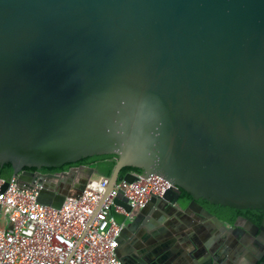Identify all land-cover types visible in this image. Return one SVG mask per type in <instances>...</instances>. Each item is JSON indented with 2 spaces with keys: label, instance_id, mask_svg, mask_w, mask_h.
<instances>
[{
  "label": "water",
  "instance_id": "water-1",
  "mask_svg": "<svg viewBox=\"0 0 264 264\" xmlns=\"http://www.w3.org/2000/svg\"><path fill=\"white\" fill-rule=\"evenodd\" d=\"M104 154L116 162L97 209L123 167L170 183L132 220L115 211L127 198H114L122 264L169 229L182 246L163 264H264L229 253L243 219L201 203L264 208V0H0V165L59 207L97 168H25ZM154 204L182 221L147 217Z\"/></svg>",
  "mask_w": 264,
  "mask_h": 264
},
{
  "label": "built area",
  "instance_id": "built-area-1",
  "mask_svg": "<svg viewBox=\"0 0 264 264\" xmlns=\"http://www.w3.org/2000/svg\"><path fill=\"white\" fill-rule=\"evenodd\" d=\"M133 174L132 181L118 180L98 209L110 181L105 175L92 176L59 207L38 201V191L21 188L16 176L0 177V264H122L117 248L125 221L170 187L154 173ZM119 192L130 206L115 204L123 223L111 215Z\"/></svg>",
  "mask_w": 264,
  "mask_h": 264
},
{
  "label": "flooded vegetation",
  "instance_id": "flooded-vegetation-1",
  "mask_svg": "<svg viewBox=\"0 0 264 264\" xmlns=\"http://www.w3.org/2000/svg\"><path fill=\"white\" fill-rule=\"evenodd\" d=\"M33 171L41 173L61 172L47 171L44 170L43 167ZM201 203L211 212L215 209L227 217H233L232 221H227L229 223H234L237 220L240 221V219H243V225L247 226L248 230L245 233L233 234L228 237L227 244L233 254L235 253V255L246 261L258 259L259 256L264 254V208L237 209L228 206L214 207L212 206L213 204H209L205 201H201Z\"/></svg>",
  "mask_w": 264,
  "mask_h": 264
},
{
  "label": "trees",
  "instance_id": "trees-1",
  "mask_svg": "<svg viewBox=\"0 0 264 264\" xmlns=\"http://www.w3.org/2000/svg\"><path fill=\"white\" fill-rule=\"evenodd\" d=\"M115 162H116V156H114V155H109V154L93 155V156L81 158L80 160H78L76 162L65 163V164L58 166V167H43V169L47 170V171L49 170L51 172H53V171L57 172V171H67L72 167H76V166H80V165H87V166L97 168V170L102 175L109 176ZM25 169L36 170L35 168H25ZM141 171H142L141 169L135 168V167H130V166L123 167V168H121V170L119 172L118 180L123 179L124 176L128 172H134V173L140 174ZM12 173H13V167H12L11 163H4L3 165H0V177H2L4 179H9L12 176ZM180 198L184 203H187L188 201L191 200V196L188 193H186L185 191H182ZM201 201H204V200H201ZM212 206L221 207V205H216V204H213ZM213 212L218 217H220L221 219H223L225 221H232L233 220V217H227L215 209H213Z\"/></svg>",
  "mask_w": 264,
  "mask_h": 264
},
{
  "label": "crops",
  "instance_id": "crops-1",
  "mask_svg": "<svg viewBox=\"0 0 264 264\" xmlns=\"http://www.w3.org/2000/svg\"><path fill=\"white\" fill-rule=\"evenodd\" d=\"M93 176H95V175H93ZM155 212H160V213H163L164 214L165 221L163 222V225H165L166 228L169 227L168 221L169 222H173V219L174 218L177 219V220H179L180 222L182 221L181 218H178L176 216V212H174V213H172V214L169 215V214L166 213L165 210L159 209L156 204L152 205V209L150 210L149 215H147V217H149V218L151 217V219L153 218L154 220H156L157 217L154 215ZM195 222L197 224H200L199 221H195ZM169 230L172 232L171 235L168 236V237H165L163 239L162 243H153V244H150V245L145 243L143 245L144 247H143L142 254H137L136 251H134L133 253H131V255L134 256L135 260L128 259L127 260V261H129L128 264H163V261L161 260V256L167 254L169 248L172 245L178 244V245H181L182 246V244H180L181 242L176 238V233L174 232V230H171V229H169ZM204 230H205V228H204ZM193 231H194L195 235L197 236V239L203 237V236L200 235L199 232H197V230H193ZM225 239H226V236H225ZM225 245H227V244H225ZM127 246L128 245L126 243L123 244L122 252L123 251L124 252L126 251L125 248ZM192 248H193L192 245L191 246L189 245L187 247L188 250H191ZM230 252H231V249L229 247V253Z\"/></svg>",
  "mask_w": 264,
  "mask_h": 264
}]
</instances>
